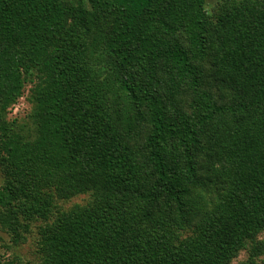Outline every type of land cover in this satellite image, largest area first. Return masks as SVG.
Segmentation results:
<instances>
[{"label":"trees","instance_id":"16d2710c","mask_svg":"<svg viewBox=\"0 0 264 264\" xmlns=\"http://www.w3.org/2000/svg\"><path fill=\"white\" fill-rule=\"evenodd\" d=\"M206 4L0 0V223L38 264H264V0Z\"/></svg>","mask_w":264,"mask_h":264},{"label":"rangeland","instance_id":"374dc122","mask_svg":"<svg viewBox=\"0 0 264 264\" xmlns=\"http://www.w3.org/2000/svg\"><path fill=\"white\" fill-rule=\"evenodd\" d=\"M207 8L212 12L220 0H206ZM28 92L26 91L24 95L17 100L9 108V117H18L21 120L27 119V113L31 110V105L27 99ZM4 174L0 167V186L4 182ZM90 199L89 194H81L79 196L71 198L69 201L60 202L61 206L65 208H70L74 203L85 204ZM61 201V200H60ZM56 212L54 213V215ZM54 215L52 219L54 218ZM40 224L33 225L32 233L28 235L27 240L22 243L14 244L11 237L3 229L2 224L0 223V264H9L13 259L19 264H38L39 261V252H38V229L37 226ZM10 245V248L7 246ZM246 257V252L243 250L239 257L233 261L232 264H236L239 260H242Z\"/></svg>","mask_w":264,"mask_h":264}]
</instances>
